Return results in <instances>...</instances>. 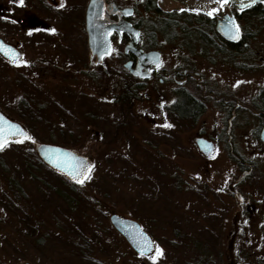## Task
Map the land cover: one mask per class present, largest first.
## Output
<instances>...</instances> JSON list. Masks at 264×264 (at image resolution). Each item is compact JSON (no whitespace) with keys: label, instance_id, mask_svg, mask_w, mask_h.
<instances>
[{"label":"rangeland","instance_id":"1","mask_svg":"<svg viewBox=\"0 0 264 264\" xmlns=\"http://www.w3.org/2000/svg\"><path fill=\"white\" fill-rule=\"evenodd\" d=\"M131 1L142 17L144 0ZM14 5L0 0V32L28 63L0 56V109L33 139L0 148V264L264 262V122L255 105L264 90V21H243L249 38L239 52H220L179 28L160 35L165 63L190 69L185 87L205 104L192 119L159 120V129L158 120H124L130 111L113 77L102 74L95 89L34 68L38 54L55 52L59 64L64 56L52 39L17 30ZM177 86L153 83L149 103L171 106ZM134 104L130 113H141ZM201 133L216 140L212 157L196 144ZM43 142L87 156L91 178L80 183L50 167L37 153ZM113 212L138 221L163 254L153 261L155 248L137 253L111 224Z\"/></svg>","mask_w":264,"mask_h":264},{"label":"flooded vegetation","instance_id":"2","mask_svg":"<svg viewBox=\"0 0 264 264\" xmlns=\"http://www.w3.org/2000/svg\"><path fill=\"white\" fill-rule=\"evenodd\" d=\"M91 1L23 0V3L19 4L13 0L15 15L10 18L18 26L17 30L19 28L24 31L29 30L33 38L52 39L54 43L52 48L56 50V47H59L60 49H57L61 50L59 55L64 56L65 63L59 64L56 58H52L56 57L55 52L49 54L52 57L38 54L32 62L34 68L45 65L47 68L61 70L64 72L66 81L79 83L84 80L94 84L95 89H99L102 74L113 77L115 80L112 88L123 89V95L117 96L126 100L125 106L130 112L135 105V100H139L142 104H140L141 113H121L124 120H128L125 116L136 117V127H140L138 118L152 122L158 120L157 127L160 129L162 125L159 120L179 121L192 119L196 115V113L184 114L180 111V102L184 95H189L195 102L198 101L185 87L193 73L185 66L171 67L165 63L157 44L160 35L170 38L173 30L179 28L184 31L182 35L189 38L199 36L200 40L215 46L218 51L221 47L222 50L227 48L230 52H239L248 45L249 38L244 31L243 21H264V0H258L246 7L240 14L236 12V7L228 2L214 15H208V9L219 7L218 0H144L142 17L138 16L137 9L131 0H94L88 20L87 12ZM171 1L177 2L179 6L165 8L164 4ZM61 4L63 6H59ZM197 8L201 11H193ZM228 12L236 15L240 25L241 34L236 42L229 41L216 30L219 17ZM198 17L210 21L211 31L197 32L195 28H197ZM128 23L140 32L137 43L140 53L131 47L127 48L135 38L133 31L127 26ZM49 29H55V31H49ZM101 33L107 34L110 48L102 45ZM0 36L8 41L1 32ZM12 44L19 51V60H24L18 44ZM228 44H238V47L228 48ZM151 51H157L158 54L147 56ZM0 56L2 57L1 54ZM170 79L178 85L175 88L177 96L172 100L171 106L164 105L162 101L157 104L152 101L149 103L150 94L153 93L152 90L154 91L153 83L158 85L169 82ZM262 91L255 105L260 109L261 120L264 122V90ZM210 94L212 95V91ZM201 103L203 104L204 101ZM156 110L159 112H154ZM131 127H133L132 124ZM263 127L264 124L260 132ZM199 136L212 140L216 148L214 138L203 133ZM211 136L214 137V135ZM213 155L214 153L209 157Z\"/></svg>","mask_w":264,"mask_h":264},{"label":"water","instance_id":"3","mask_svg":"<svg viewBox=\"0 0 264 264\" xmlns=\"http://www.w3.org/2000/svg\"><path fill=\"white\" fill-rule=\"evenodd\" d=\"M258 0H256L257 2ZM229 3L233 4L236 7V12L240 14V12L245 9L244 7L241 10L242 3H246V0H228ZM94 0L91 1L87 17L89 20L90 12L93 9ZM253 5V4H251ZM248 7V6H247ZM131 10V8H129ZM234 21L235 23L239 24L236 15L232 12H228L223 16L219 17L216 25V30L223 35L226 39L231 42H236L238 39H233L234 32L229 31L231 22ZM134 33V40L127 46V48L131 47L133 50L140 53V49L137 48V43L140 37V32L138 29L131 26L130 23L127 25ZM240 26V25H239ZM90 28V27H89ZM128 28V29H129ZM107 34H100V41L102 45L106 48H110L109 41L107 40ZM0 41L3 42L4 45L10 46L13 51H8L7 48L4 50H0V54L13 61L14 59L19 60V51L16 46L8 41H6L3 37L0 36ZM157 51H151L147 54L149 55H157ZM129 64V63H128ZM22 129L23 132L27 133L25 127L18 121L8 117L1 109H0V137L5 138L6 140L22 137L19 132L18 128ZM260 137L264 142V127L260 132ZM196 144L201 152L210 156L214 152V142L204 136H198L195 138ZM37 153L41 157V159L47 163L50 167L58 170L59 172L63 173L67 177L72 178V173H79L81 168L85 167L86 165L90 164V161L87 156L81 154L79 151L74 150L72 148L54 144V143H39L37 145ZM77 179H80L78 176ZM76 180V179H75ZM110 222L111 224L117 229V231L126 239L129 245L140 254L141 249L145 250V255H149L154 250V241L150 234L146 232L140 225L138 221L135 219L123 216L119 213L113 212L110 215Z\"/></svg>","mask_w":264,"mask_h":264},{"label":"snow or ice","instance_id":"4","mask_svg":"<svg viewBox=\"0 0 264 264\" xmlns=\"http://www.w3.org/2000/svg\"><path fill=\"white\" fill-rule=\"evenodd\" d=\"M16 3L22 4L23 0H15ZM256 2V0H246V3H242L241 5V10L244 7L250 6L251 4H254ZM228 3V0H218V4L219 7H214V8H210L208 9V15H214L216 12H218L221 8L225 7ZM59 6H63L62 4ZM193 11H201V9L197 8V9H193ZM49 31H55V29H49ZM229 31H233L234 35H233V39H238L239 38V34H240V26L239 24L235 23L234 21L231 22L230 24V28ZM5 48L8 49V51H13L11 49L10 46L4 45L2 41H0V50H4ZM13 63H21V64H27L28 61L26 60H17L14 59ZM237 83H239V81H237ZM166 126L171 127L170 124H167L166 122ZM18 128V132L22 137H26L27 139H33V137H31L30 135H28L27 133L23 132L22 129H19L18 126H15ZM7 143V140L3 137H0V148L4 147ZM92 165L88 164L85 167L81 168L79 173H72V178L73 179H77V177L79 176V182L83 183L85 178L90 179V171H91ZM153 247L155 248V255H150V259L155 261L160 255L163 254V250L159 247V245H153ZM141 255H145V250L142 248L140 251Z\"/></svg>","mask_w":264,"mask_h":264},{"label":"trees","instance_id":"5","mask_svg":"<svg viewBox=\"0 0 264 264\" xmlns=\"http://www.w3.org/2000/svg\"><path fill=\"white\" fill-rule=\"evenodd\" d=\"M197 32H209L211 31L210 21L205 18H197ZM213 26V25H212ZM214 32V29L212 30ZM238 44H228V48H237ZM263 92V91H262ZM262 92L260 96L262 95ZM192 97L189 95H184L180 102V111L184 114H198L199 110L202 109L201 101H193ZM123 104V103H122ZM197 116V115H196ZM195 116V117H196ZM26 138V137H25ZM23 140V139H22Z\"/></svg>","mask_w":264,"mask_h":264}]
</instances>
